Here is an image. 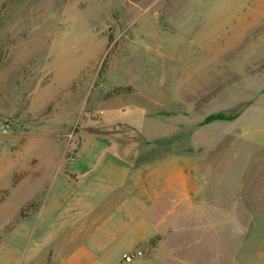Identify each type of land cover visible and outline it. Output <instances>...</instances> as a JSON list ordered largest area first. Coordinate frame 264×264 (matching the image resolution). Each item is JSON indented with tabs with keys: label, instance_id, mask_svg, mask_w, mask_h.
Segmentation results:
<instances>
[{
	"label": "rangeland",
	"instance_id": "rangeland-1",
	"mask_svg": "<svg viewBox=\"0 0 264 264\" xmlns=\"http://www.w3.org/2000/svg\"><path fill=\"white\" fill-rule=\"evenodd\" d=\"M249 1L0 0V247L21 257L74 186H114L119 170L124 186L222 179L229 208L235 186L264 195V14Z\"/></svg>",
	"mask_w": 264,
	"mask_h": 264
},
{
	"label": "crops",
	"instance_id": "crops-1",
	"mask_svg": "<svg viewBox=\"0 0 264 264\" xmlns=\"http://www.w3.org/2000/svg\"><path fill=\"white\" fill-rule=\"evenodd\" d=\"M245 4L264 14V0ZM119 171L114 186H74L73 197L42 221L21 257L18 249L0 247V264H110L104 253L124 242L134 246L116 264L137 249L144 252L139 264H198L182 252L217 238L234 253L227 262L223 251L213 264H264V232H254L264 227L263 207L255 201L264 195L253 186H235L229 208L222 179L219 186H139L145 179L136 174L124 186L128 174Z\"/></svg>",
	"mask_w": 264,
	"mask_h": 264
},
{
	"label": "built area",
	"instance_id": "built-area-1",
	"mask_svg": "<svg viewBox=\"0 0 264 264\" xmlns=\"http://www.w3.org/2000/svg\"><path fill=\"white\" fill-rule=\"evenodd\" d=\"M136 258V255H132V256H125L124 257V263H131L134 259Z\"/></svg>",
	"mask_w": 264,
	"mask_h": 264
}]
</instances>
